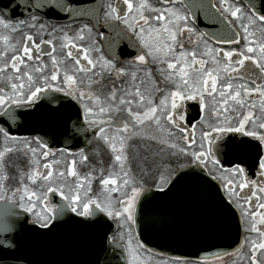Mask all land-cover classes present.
Listing matches in <instances>:
<instances>
[{
	"label": "snow or ice",
	"instance_id": "6c2138e0",
	"mask_svg": "<svg viewBox=\"0 0 264 264\" xmlns=\"http://www.w3.org/2000/svg\"><path fill=\"white\" fill-rule=\"evenodd\" d=\"M182 2L183 0H158L161 6L157 7L151 0H117L115 5L111 2L104 5L105 26L115 31L118 37L129 39V43L135 46L131 37L125 36V31L130 32L146 50L144 54L136 56L139 65L145 66L146 77L151 79L153 75L147 67L149 60L158 65L160 83L168 86L162 89L152 80V84L157 85L154 91L164 93L158 104L154 103L151 93L145 95V90H142L145 80L141 79L137 83L135 71L131 73L130 85L125 86L127 82L123 80L119 85L113 81L110 92L102 98L101 94L94 90V86L101 84L103 70H115L117 79L126 77L129 73L123 67L116 68L104 55L94 60L89 52L99 53L100 49L78 46L67 33L62 37L67 42L62 43L61 48L68 49L63 59L54 54L55 45L52 40L36 43L33 35L25 33L23 44L17 47L10 43L9 36L0 37L5 46L4 50L0 51V82L3 84L0 86V108L3 109L0 111V117L15 122L16 113L13 106L38 110L41 106L37 101L41 100V93H61L68 101V104L62 107L71 106L73 102L79 105L83 111V124L87 125H74L72 135H84L92 131L93 137L102 141L110 150L112 167L118 168V171H110L108 177L101 180L104 186H111L108 189L109 194L103 200H94L89 195L91 179H80L75 169L76 162L73 161L72 167L67 169V176L77 177V183L66 194L61 186V180L66 179V173L54 171L51 163L43 164L45 171H41L40 160L36 158L37 149L31 147L30 141L24 138L25 147L32 154L29 161L32 167L23 172L17 186L12 187L8 183L9 165L5 154L13 152L14 149L6 147L4 151H0V201H5L6 204L11 202L13 205L18 203L24 213L34 217L31 219L32 224L49 228L51 222L66 210L64 205H51L48 201L49 194L59 193L63 200L68 201L67 208L77 216L92 214L90 209L94 206L107 218L121 221L119 226L123 227L124 224L136 223L137 202L146 191L142 184H138L133 174L130 166L133 160L145 174L152 169L156 170V182L161 191L164 185L172 182V169L171 161L167 165L158 163L157 157L167 153L180 168L188 167L182 163L181 158L190 159L201 170L207 169L210 161L220 173L219 179L223 181L222 187L227 193L229 204L234 205L240 212L241 230L257 234V239L248 241V252L242 253V258H246L248 264H264V13L248 12L236 3H229V0H219L218 7L213 4L209 5V8L215 9L212 13L214 19L223 17L222 23L226 32L233 34L230 38L221 39L215 33H201L195 41L196 47L189 50L185 48L183 37L187 33L186 42L194 43L192 36L195 35L196 29L190 26L192 22L188 16L176 7ZM17 6L47 8L52 15L58 10L73 11L62 0H38L36 3L31 0H17L13 7ZM255 7L256 5L252 4V8ZM7 11L8 9L0 10V27L10 33L21 31L25 25L31 29L45 28L44 24H37L40 17L34 13L31 14V23L26 20L13 23L5 18L4 12ZM98 15L97 9L96 16ZM117 25H122L123 28H118ZM234 25L243 33V44L240 32H234ZM91 32L92 28L84 25L74 39L84 41L85 33ZM205 35H208V40L204 39ZM211 39H215L216 43L239 45V48L225 51L223 48L211 47ZM41 44L53 45L51 51L43 50ZM201 44L203 50L198 54L197 49ZM114 46L115 42L110 38L109 50ZM41 52L50 57V73L47 71L48 65L31 63L39 58L37 54ZM67 61L73 62L70 72L61 68ZM98 64L102 71H93ZM253 95L260 98L259 117L251 110L255 109L256 105L249 103ZM189 101L194 102L198 114H206L200 115L195 123L188 119ZM134 107L143 111H134ZM244 109L248 111H241ZM122 112L127 114V119H113V113ZM77 115L79 116V110ZM146 125L154 126L159 135H145L143 127ZM197 125L200 126L199 138L196 135ZM109 127L115 128L111 135L107 131ZM0 133L8 138V132L3 127H0ZM177 133L180 134L178 138ZM136 138L141 141H155L162 147L153 152L151 145H144L143 155L136 149L135 155L130 158L129 149H135L131 142ZM245 138L257 142L252 145L258 152L257 167L253 175L258 174L259 180L250 179L246 168L239 163L230 168L223 166L221 155H226V144L243 145L248 143ZM37 143L41 149L40 157L47 159L53 154L50 149L43 150L48 147L45 141L37 138ZM80 157L82 163L89 159L83 150ZM210 178L218 179L215 175ZM25 179L30 183H25ZM38 182H42L39 184L40 191L30 187V184L37 185ZM85 183L88 184L87 189ZM245 189L249 191L245 192ZM111 193H120L121 198L116 202L118 208L113 204ZM116 239L117 236L113 235L109 242ZM119 239H124V233L119 234ZM244 243L241 240L238 248H242ZM142 249L144 244L138 240L134 244L129 232L126 249L130 257L128 264H138L139 252Z\"/></svg>",
	"mask_w": 264,
	"mask_h": 264
},
{
	"label": "water",
	"instance_id": "95a60500",
	"mask_svg": "<svg viewBox=\"0 0 264 264\" xmlns=\"http://www.w3.org/2000/svg\"><path fill=\"white\" fill-rule=\"evenodd\" d=\"M203 1L198 0L194 11L200 26L210 34H227L220 16L213 17L212 23L206 22L204 12L200 11ZM241 1L257 14L264 13V0ZM16 2L0 0V10L8 9L5 13L11 15L37 12L55 21L94 20L99 5V0H62L73 11L58 10L52 15L47 8L13 7ZM252 4L256 7L252 8ZM209 5L206 4L204 11L213 13L215 9ZM37 104L41 106L38 110L15 112V122L0 117V125L11 134L35 136L50 148L77 152L90 146L92 131L72 135L74 125L87 127L79 105L73 102L71 106L62 107L68 104L67 100L45 97ZM210 177L204 169L188 165L177 171L164 191L147 189L142 193L133 226L145 248L173 257L210 258L232 251L240 244L239 216L217 181ZM52 198L66 210L49 228L29 223L26 213L11 202L0 201V264H125L124 246L109 242L116 228L115 221L94 207L89 217L77 216L63 200Z\"/></svg>",
	"mask_w": 264,
	"mask_h": 264
},
{
	"label": "flooded vegetation",
	"instance_id": "af4514ba",
	"mask_svg": "<svg viewBox=\"0 0 264 264\" xmlns=\"http://www.w3.org/2000/svg\"><path fill=\"white\" fill-rule=\"evenodd\" d=\"M109 2L113 3V5H115L117 0H99V5L97 8L99 10V15H98V17L96 16L94 20H91L88 18H78V19H73V20L55 21V20L47 19L37 12H29V13H26L23 15H11V14H7L4 12L5 18L10 19L13 23H15L16 21H19V20H26L29 23H31L32 22L31 21V14L34 13L35 15L40 17L37 24L38 25L44 24L45 28H44V30H39L38 28L37 29H31V28L27 27V25H25V26H23L21 31H18L15 33H10L8 31H6L5 29H3L2 27H0V37L9 36L10 43L14 44L17 47H19L23 44L25 33L33 35L36 43H40L42 40H45V41L46 40H52L53 45H55V53L54 54L59 59H63L68 49H66V48L62 49L61 48V44L67 42V41H64L62 39V37L64 36V33H67L68 37L72 38L78 46H81L84 48H99L100 49L99 53H97L95 51L89 52L90 57L93 58L94 60L97 59L98 56L104 55L106 59L111 60L112 63L115 64L116 68L123 67L125 69V71L129 73L128 76L121 77L120 79H117V73L115 70L108 68V69H105L102 71L99 64H98L97 68L94 69L93 71H95V72H101L102 71L103 79H102L101 84L94 86V90L98 94H101L102 98L110 92L111 85H112L113 81H116V83L119 85L120 81L123 80V81L127 82V84L125 86L130 85L131 84V73L133 71H135L137 73V83H139V81L141 79L145 80V84L142 86V90H145V95L147 96L149 93H151L153 100H154V103L158 104L160 98H162L164 93L163 92H155L154 91L155 86L158 85L162 89H165L166 87H168V86L164 85L163 83H160L161 77H160L159 73L157 72L158 65L152 64L151 61L149 60V64L147 67L151 69L153 75H152L151 79L146 77L145 66L139 65V62L136 61V56L140 55V54H144V52L146 51L139 44V41H137L136 38L134 36H132V34L130 32L125 31V36L131 37L132 43L135 45V46H132V44L129 43V39L118 37L115 31H112L108 27L105 26L106 21L104 18V11H105L104 5H106ZM151 3L157 7L161 6V4L158 3V0H151ZM198 3H199L198 0H183L182 3H179L176 5V7L179 8V10L181 11L182 14H186L188 16L189 20L192 22L190 26H193L196 29L195 35L192 36V40L194 41V43L188 44L186 42L187 36H188L187 33H185V35L183 37V39L185 41V48L189 49V50L196 47L195 41L197 40V36H199L201 33L210 34V32H208L205 28L203 29L200 26L197 18L194 15V11H196L198 8V5H199ZM208 3L210 5H213V4L217 5V7H218L219 6V0H205V1H203V4H201V10L200 11H202V14L204 12V15L206 17V22L210 21L212 23L213 22L212 21V19H213L212 12L209 10L204 11L206 4H208ZM229 3H236L240 7L245 9L246 11L253 12V10L251 8H249L247 6V4L241 0H229ZM121 6H123V5H121ZM220 17L223 19L222 16H220ZM84 25H87L89 28H92L91 34L85 33V40L84 41L75 40L74 38H75L78 30ZM117 27L123 28L122 25H117ZM233 27H234V32H240L241 44H243L244 41L242 39V36H243L242 31L236 25H234ZM257 28H258V26H257ZM54 29H55V31H53ZM232 34L233 33H227L224 35H220V37H221V39H227V38H230V36ZM110 38L112 41L115 42V46L111 49V51L109 50ZM204 39L208 40L209 39L208 35H205ZM53 45L41 44V48L45 51H51ZM209 45L211 47L223 48L225 51L239 48V45L216 43L215 39L209 40ZM4 47L5 46H4L3 40L0 39V51H3ZM202 50H203V44H201L199 46V48L197 49L198 54ZM73 51L75 52V50H73ZM37 55L39 58L34 59V61L31 63H33V65H37V64L48 65L47 71L50 73L52 70L50 57L48 55H45L43 52L38 53ZM10 56H11V53L9 52V57ZM84 63L86 64V61ZM72 64H73L72 61H67L65 64L61 65V68L67 69L70 72V70L72 68ZM61 75H63V72ZM89 75H91V74H89ZM80 78H84V77H80ZM152 80H155L157 82V85H153ZM0 81H2V78H0ZM0 86H3L2 82H0ZM41 97H42L41 100L44 97H57V99H61L62 101L65 100L62 97L61 93H54L51 91H49L47 93H41ZM41 100L37 101V103L40 102ZM249 103L256 105L255 109H251V110L254 112V114L257 117H259L261 115L260 98L256 95H253L249 99ZM187 106L189 107L188 119L190 121H192L193 123H195L196 120H198L200 118V115H202V114L206 115L204 113L198 114V111L195 109L194 102H191V101L187 102ZM209 106H211V101H209ZM4 107H6V106H4ZM13 108H14L15 112H22V111L29 110L26 108L16 107V106H13ZM2 110L3 109L0 108V111H2ZM133 110L134 111L139 110L141 112L143 111V109H136L135 107L133 108ZM241 111L246 112V111H248V109H244ZM81 114H82V118H83L82 109H81ZM112 115H113V119L116 121L127 119V114L123 113V112L119 113V114L113 113ZM232 115H235V114H232ZM104 118L106 119L107 117H104ZM233 122L235 123V120ZM0 127H2V126L0 125ZM143 130L146 131V134H152L155 131V127L146 125L143 127ZM107 131L108 132L109 131H115V128L109 127L107 129ZM199 133H200V126L197 125V129H196L197 138H199ZM179 135L180 134L177 133V138L179 137ZM13 138H15V139H13ZM24 138H27L28 141H30L31 147L37 149V157L36 158L40 160V170L41 171H45V169H43V164H45V163H51L54 171H61V170L64 171L63 167H65V165H67V167H69V165L65 164L64 162H61V159H63V157L77 156L81 152V150L77 151V152H71V151L66 150L64 148L47 147L46 149H43V150H49L50 149L53 154L50 155L47 159H44V158L40 157V155H39L41 149L39 148V145L37 143V137L24 135V134H22V135L11 134L8 132V138H5L3 133H0V151H4V149L6 147H11L14 149L13 152L5 154V160L9 165L8 175L21 176V174L23 172L28 171V169L30 167H32V165L29 163V161L32 159V154L27 151L25 144H24ZM238 139H239V137H237V140ZM245 140L248 141V143L243 144V145L238 144V143L226 144V147L224 149V152L226 153V155L225 154L221 155V160H222L223 166L225 168H230V167L234 166L235 164L239 163L242 167L246 168V171H247L250 179L259 180L258 174L253 175V173L256 171V167H257V159L256 158H257L258 152H257V149L252 145H255L257 142L251 141L250 138H245ZM99 142H101V141L100 140L98 141V138L93 137L90 146L87 147L86 149H83V152L89 151L90 149L93 148L94 144H97ZM143 143H148V142L142 141V144ZM96 156L100 157V154L96 155ZM9 160H12L13 162H17V163H11V162H9ZM79 161L80 162L78 163V166H80L79 167L80 169H79V171L76 170L77 174L80 173L82 175H87L86 174L87 173L86 168H87V166L90 167V163L92 161L89 160L87 166L85 165V163L81 162V157H80ZM13 165H18V167L14 168ZM187 165H195V164L193 162H191ZM10 166L13 168H11ZM178 170L172 171V173L170 174L172 178L175 176V174L177 173ZM204 170L206 171V173L209 176L215 175L218 177V179H216V181L221 188L222 194L224 195V197L227 200V193L224 191V189L222 187L223 181H221L219 179L220 173L213 167V165L211 164L210 161L208 162L207 169H204ZM152 175L153 176H151V184L150 183H147V185L143 184V187L146 190L147 189H153V190L161 191L158 183L156 182L157 174L155 173ZM167 175H168V173H167ZM83 178L84 177L82 176V179ZM66 181H68L70 183H71V181L73 182L72 184H66V189L69 190L71 185H75L77 183V177L66 176V179L62 178V180H61V182H63L64 184ZM32 186L36 187V190L39 189V186H37V185H32ZM167 186H168V184L164 185L162 191H164L167 188ZM72 188H74V187H72ZM66 189L64 186L65 192H66ZM244 191L248 192L249 189H245ZM52 197L60 198L61 200H63L59 193L49 194L48 195V201L51 205H58L56 202H54L52 200L53 199ZM63 201L66 205H68V201H66V200H63ZM241 202H243V201H241ZM15 206L17 208H19L20 210H22L19 207L18 203L15 204ZM232 206L236 210V212L239 216V220H241L240 212L235 208L234 205H232ZM245 206H247V205H245ZM93 207L94 206L91 207L90 211L92 210ZM78 210L83 211L82 208H79ZM26 214L29 217V219H28L29 223H31V219H34V217H32L31 214H29V213H26ZM89 216L90 215L80 216V217L85 218V217H89ZM113 221H115V223H116V228L112 232V234H110V236H109L110 239H111V237H113V235H116L118 232L119 221L118 220H113ZM52 222H51V224H52ZM36 226L39 227V225H36ZM39 228H41V227H39ZM132 228L134 231L133 224H132ZM134 233H135V231H134ZM251 239H257V234H255V233L249 234L248 232L241 230V240H243L245 242L242 248H238V246L240 245L239 244L232 251L226 252V253L219 255V256L210 257V258L173 257V256H167V255H163V254L153 252L147 248L146 249H147V251L152 253V255H154V256L163 257V258H167V259L175 261V264H248L247 259L242 258V253L248 252V249H249L248 241ZM111 242H117V243L122 244L121 241H119L118 239L112 240ZM124 248H125V246H124ZM125 254H126L125 264H127L126 248H125ZM177 258H179V259H177Z\"/></svg>",
	"mask_w": 264,
	"mask_h": 264
},
{
	"label": "rangeland",
	"instance_id": "374dc122",
	"mask_svg": "<svg viewBox=\"0 0 264 264\" xmlns=\"http://www.w3.org/2000/svg\"><path fill=\"white\" fill-rule=\"evenodd\" d=\"M143 132L145 135H153V134L159 135L155 131L152 134H146V131H144V130H143ZM113 133H114V131L108 132L109 135H111ZM98 141H99V139H98ZM143 142H148V143L142 144V141L140 138H136L133 142H131L135 145V149H133V148L129 149L130 158L135 155L136 149L141 151L140 154L143 155L144 154V145H151V150L153 152L157 151L160 147H162L161 145H157L155 141L143 140ZM84 154L87 155L89 158L88 161L85 163V165L86 166L88 165L89 160H91L92 162L90 163V167H88V166H87V168L85 167L87 169V173H86L87 175H82L79 173L78 177L80 179H82V176L83 177H89L91 179V192L89 193V195L94 200L95 199L103 200L104 197L109 194L108 189L111 186H107V187L104 186L101 183V180L104 178H107L110 171H113V172L118 171V168L112 167V154H111L110 150L107 149L106 146L103 145L102 141L97 143V144H94L93 148L90 149L89 151L84 152ZM99 154H100V157L96 156ZM79 160H80V154L77 156L63 157V159H61V162H64L65 164H68L69 167H72V162L75 161L76 162L75 163V169L79 171V169H80L79 168L80 166H78V163L80 162ZM157 161H158V163L162 162L166 165L169 164V162L171 161L170 167H171L172 171L178 170L180 168L177 166L176 162L174 160H172V158L167 156V153L162 154L161 157H157ZM181 161L183 164H189L192 162L191 160L184 159V158H181ZM9 162L17 163V162H13L12 160H9ZM13 166H14V168L18 167V165H13ZM130 166L133 169V174L135 175L138 184H142V185L143 184L147 185V183L151 184V176H153L152 174L156 173L155 169H152L149 173L145 174L144 172H142L140 170V168H138L136 166V162L134 160L132 161ZM69 167H67V165H65V167H63L64 172L66 173V176H67V169ZM11 168H13V167H11ZM61 171H63V170H61ZM172 171L170 172V174L172 173ZM165 174L167 175V173H165ZM9 177H10V179L8 181L9 185L12 187L17 186V181L20 179V176L9 175ZM24 182L30 183L26 179ZM40 183H42V182H38L37 186H39ZM72 183H73L72 181H71V183L66 181L65 184L63 182H61V185L63 187L65 186V189H66V184H72ZM30 187L33 188L34 190H36V187H33L31 184H30ZM72 187H75V185H71V187L69 189H72ZM87 187H88V184L85 183V189H87ZM36 191H40V187ZM65 193L66 194L68 193V189H66ZM9 195H11V193H9ZM111 195L113 197V204L118 208L119 205L116 202L121 198L120 193H111ZM121 223L122 222L119 221L118 232H117L116 236H117V239L119 241H121V243L127 249V239H128V233L129 232H131V234H132L134 244L136 243V241L138 239L136 237V234L133 231L132 224H124L123 227H120L119 225ZM120 233H124V239L123 240L119 239ZM126 253H127V264H128V260L130 259V257L128 255L127 250H126ZM138 264H175V261L167 259V258H163V257L154 256V255H152V253L147 251V249L144 247V249L140 250V252H139Z\"/></svg>",
	"mask_w": 264,
	"mask_h": 264
},
{
	"label": "trees",
	"instance_id": "16d2710c",
	"mask_svg": "<svg viewBox=\"0 0 264 264\" xmlns=\"http://www.w3.org/2000/svg\"><path fill=\"white\" fill-rule=\"evenodd\" d=\"M139 152H141V151H139Z\"/></svg>",
	"mask_w": 264,
	"mask_h": 264
}]
</instances>
